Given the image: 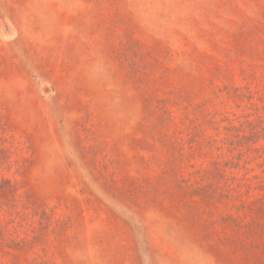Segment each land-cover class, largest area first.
<instances>
[{"label": "rangeland", "instance_id": "1", "mask_svg": "<svg viewBox=\"0 0 264 264\" xmlns=\"http://www.w3.org/2000/svg\"><path fill=\"white\" fill-rule=\"evenodd\" d=\"M5 178L0 264H264V0H0Z\"/></svg>", "mask_w": 264, "mask_h": 264}, {"label": "trees", "instance_id": "2", "mask_svg": "<svg viewBox=\"0 0 264 264\" xmlns=\"http://www.w3.org/2000/svg\"><path fill=\"white\" fill-rule=\"evenodd\" d=\"M7 159H8V157L4 158V161L6 162ZM3 181H4V180H3ZM13 185H14V183H12L10 180H8V179L5 178V184H4V183L0 184V194H1L2 189H3V191H4V190L7 189L8 187H13ZM4 234H5V233L2 234V240L4 239ZM13 243H14V242H13ZM14 244L16 245V243H14Z\"/></svg>", "mask_w": 264, "mask_h": 264}]
</instances>
